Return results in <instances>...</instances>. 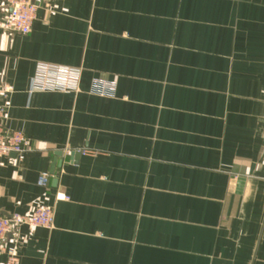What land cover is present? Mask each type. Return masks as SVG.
I'll return each instance as SVG.
<instances>
[{"label":"crops","instance_id":"crops-1","mask_svg":"<svg viewBox=\"0 0 264 264\" xmlns=\"http://www.w3.org/2000/svg\"><path fill=\"white\" fill-rule=\"evenodd\" d=\"M39 63L80 92L29 94ZM3 88L30 151L0 158V217L54 218L0 264H264V0H47L27 35L0 29Z\"/></svg>","mask_w":264,"mask_h":264},{"label":"built area","instance_id":"built-area-1","mask_svg":"<svg viewBox=\"0 0 264 264\" xmlns=\"http://www.w3.org/2000/svg\"><path fill=\"white\" fill-rule=\"evenodd\" d=\"M47 0H4L7 9L5 21L0 29L27 35L36 19V12ZM81 71L76 68L42 64L35 67L34 74L29 82V94L33 92L72 93L80 92ZM114 82L95 78L90 83L88 93L102 98L115 97ZM10 89H0V97L7 98ZM5 117V107H0V119ZM30 151V143L25 136L17 131H9L0 126V158L11 155L21 156ZM49 184V175L42 173L38 176L36 185L41 188ZM57 200H67L58 195ZM53 209L46 206L34 208L25 215L12 214L0 217V244L9 235L17 234L22 227L51 229L53 224ZM17 259L10 255L7 264H16Z\"/></svg>","mask_w":264,"mask_h":264},{"label":"water","instance_id":"water-1","mask_svg":"<svg viewBox=\"0 0 264 264\" xmlns=\"http://www.w3.org/2000/svg\"><path fill=\"white\" fill-rule=\"evenodd\" d=\"M60 154H56V156H59ZM12 156H15V155H12Z\"/></svg>","mask_w":264,"mask_h":264}]
</instances>
